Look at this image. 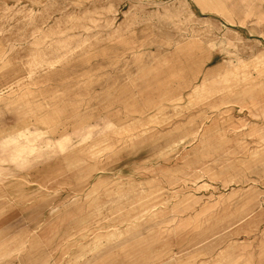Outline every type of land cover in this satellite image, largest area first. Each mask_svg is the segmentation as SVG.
I'll list each match as a JSON object with an SVG mask.
<instances>
[{"label": "rangeland", "instance_id": "1", "mask_svg": "<svg viewBox=\"0 0 264 264\" xmlns=\"http://www.w3.org/2000/svg\"><path fill=\"white\" fill-rule=\"evenodd\" d=\"M0 264H264V0H0Z\"/></svg>", "mask_w": 264, "mask_h": 264}]
</instances>
